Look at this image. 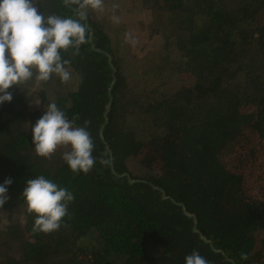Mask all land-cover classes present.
<instances>
[{
  "label": "trees",
  "instance_id": "obj_1",
  "mask_svg": "<svg viewBox=\"0 0 264 264\" xmlns=\"http://www.w3.org/2000/svg\"><path fill=\"white\" fill-rule=\"evenodd\" d=\"M141 2L168 24L156 72H179L177 88L133 84L135 64L91 9L82 18L75 3L34 0L45 18L80 20L86 42L60 51L69 81L34 76L0 104V184L12 180L0 208V264H185L193 251L208 264H263L264 0ZM51 103L90 133L96 163L87 174L68 168L66 147L35 154L31 127ZM41 175L74 196L46 234L33 231L22 196Z\"/></svg>",
  "mask_w": 264,
  "mask_h": 264
},
{
  "label": "clouds",
  "instance_id": "obj_2",
  "mask_svg": "<svg viewBox=\"0 0 264 264\" xmlns=\"http://www.w3.org/2000/svg\"><path fill=\"white\" fill-rule=\"evenodd\" d=\"M81 9L93 11L103 8V0H66ZM86 42V27L78 19L49 15L45 18L34 0H0V104L11 102L9 89L31 80L46 82L55 74L62 82L71 78L66 68L70 61L61 57L60 51ZM35 154L49 158L58 147L69 150L62 159L73 173L87 174L95 165L92 155L94 145L86 127L75 126L55 103L48 105L44 114L31 127ZM107 164V160H102ZM11 179L0 184V208L6 203ZM27 211L34 214V232L50 233L61 226L67 215L72 193L44 176L27 180L22 192ZM247 260V254L241 255ZM185 264H208L197 251L185 257Z\"/></svg>",
  "mask_w": 264,
  "mask_h": 264
},
{
  "label": "rangeland",
  "instance_id": "obj_3",
  "mask_svg": "<svg viewBox=\"0 0 264 264\" xmlns=\"http://www.w3.org/2000/svg\"><path fill=\"white\" fill-rule=\"evenodd\" d=\"M91 13L104 25L117 51L119 50L126 61L135 64L137 69L130 78L133 84H137L140 89H153L159 86L162 90L182 85L179 72L175 74L174 71L164 70L161 75L156 72L157 67L164 62L162 34L167 31L168 24L163 15L146 8L141 0H103V8L91 10ZM259 22L264 23V11L259 16ZM176 55L175 51L172 52L170 59H175ZM162 67L166 68L167 65ZM174 70L177 71V69ZM38 103H40L39 98L35 104L37 108H41ZM258 131L259 129L253 127L250 135L253 134L255 138ZM129 170L133 175H137L136 168L133 166ZM154 174L158 173L154 172ZM259 189L261 194L264 189L260 187ZM19 218L22 219V217ZM253 262L256 261L253 260Z\"/></svg>",
  "mask_w": 264,
  "mask_h": 264
},
{
  "label": "water",
  "instance_id": "obj_4",
  "mask_svg": "<svg viewBox=\"0 0 264 264\" xmlns=\"http://www.w3.org/2000/svg\"><path fill=\"white\" fill-rule=\"evenodd\" d=\"M83 17H85L84 15H83ZM91 32H90V35H89V40L91 41ZM109 108H110V103L107 105V107H106V111H105V113H104V117H106V113L108 112V110H109ZM99 136H100V138L102 139V135H101V131H100V133H99ZM163 198L165 199L166 197L163 195ZM183 213H184V215H186L187 217H189V218H193L194 219V227H193V231L194 232H196V233H198V231H197V229H196V220H195V216L194 215H191V214H188L187 212H186V210H185V208L183 207ZM201 238L206 242V243H210L208 240H206L203 236H201Z\"/></svg>",
  "mask_w": 264,
  "mask_h": 264
}]
</instances>
